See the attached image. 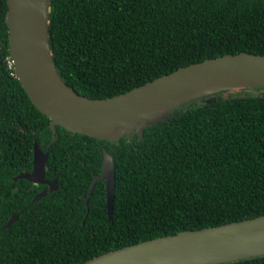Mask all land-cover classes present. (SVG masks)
<instances>
[{
    "label": "trees",
    "instance_id": "1",
    "mask_svg": "<svg viewBox=\"0 0 264 264\" xmlns=\"http://www.w3.org/2000/svg\"><path fill=\"white\" fill-rule=\"evenodd\" d=\"M7 10L0 0V264H79L264 214V88L191 100L141 138L109 142L56 125L51 141L50 120L15 77ZM48 37L66 84L108 97L207 58L264 54V0H50ZM35 137L57 185L32 201L42 185L13 178L32 168ZM103 148L115 160L110 218L103 180L85 204ZM220 264H264V255Z\"/></svg>",
    "mask_w": 264,
    "mask_h": 264
},
{
    "label": "water",
    "instance_id": "2",
    "mask_svg": "<svg viewBox=\"0 0 264 264\" xmlns=\"http://www.w3.org/2000/svg\"><path fill=\"white\" fill-rule=\"evenodd\" d=\"M7 5L9 51L15 77L32 103L50 120L51 141L56 137V125L109 142L134 134L141 138L144 128L170 117L191 100L219 91L264 88V54L241 52L193 62L125 92L91 98L67 85L55 66L48 37L50 0H7ZM47 158L35 137L32 170L22 171L13 179L46 183ZM99 180L105 182L110 218L115 160L105 148L102 168L91 181L86 205ZM54 189L56 180L33 200ZM16 218L12 215L4 226ZM261 255L264 214L153 237L94 255L79 264H220Z\"/></svg>",
    "mask_w": 264,
    "mask_h": 264
},
{
    "label": "flooded vegetation",
    "instance_id": "3",
    "mask_svg": "<svg viewBox=\"0 0 264 264\" xmlns=\"http://www.w3.org/2000/svg\"><path fill=\"white\" fill-rule=\"evenodd\" d=\"M44 152V151H43ZM32 170V168L30 169V170H28V171H31ZM19 174V173H18ZM98 174V173H97ZM17 175V174H16ZM15 175V176H16ZM94 175H96V174H94ZM94 177V176H93ZM45 178H46V180H47V182L46 183H35V184H41L42 185V187L40 188V190H38V192H36L35 193V195L33 196V198H32V201H34L33 199H34V197L39 193V192H41L42 190H44V189H46V188H48L49 187V185L51 184V183H53V181L54 180H56L55 178H53V179H49V178H47V176L45 175ZM93 179V178H92ZM14 180V179H13ZM18 180V179H17ZM92 181V180H91ZM56 185H57V181H56ZM89 189V188H88ZM53 191V190H52ZM51 192V191H50ZM49 192V193H50ZM48 193V194H49ZM88 193V192H87ZM87 195V194H86ZM86 195H85V197H86ZM38 200V199H37ZM13 215H17V214H13ZM17 217H18V215H17ZM8 221V220H7Z\"/></svg>",
    "mask_w": 264,
    "mask_h": 264
}]
</instances>
